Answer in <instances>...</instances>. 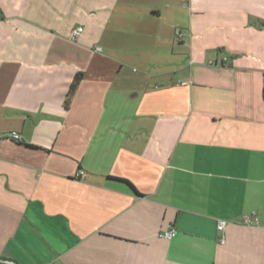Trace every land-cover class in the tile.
Instances as JSON below:
<instances>
[{
  "label": "crops",
  "instance_id": "crops-1",
  "mask_svg": "<svg viewBox=\"0 0 264 264\" xmlns=\"http://www.w3.org/2000/svg\"><path fill=\"white\" fill-rule=\"evenodd\" d=\"M263 89L264 0H0V262L264 264Z\"/></svg>",
  "mask_w": 264,
  "mask_h": 264
},
{
  "label": "built area",
  "instance_id": "built-area-1",
  "mask_svg": "<svg viewBox=\"0 0 264 264\" xmlns=\"http://www.w3.org/2000/svg\"><path fill=\"white\" fill-rule=\"evenodd\" d=\"M81 31H82L81 27H77V28L73 29L71 31V38H76L77 36H79ZM96 50H99V48H96ZM225 60H226V58H224L222 60L221 64H223L225 62ZM9 137L14 139V140H16V141H19L21 139L19 133L16 132V131H11L9 133ZM258 219L259 218H258L256 212H253L251 215L245 217L244 222L246 224H249V225L257 224L258 223ZM225 225H226V222L224 220H218L216 228H217L218 231H222L224 229ZM175 233H176L175 229L174 228H170L167 231H165L162 234V236L163 237H167V238H171L172 236L175 235ZM221 242H223V238L221 239ZM8 264H12V263H8Z\"/></svg>",
  "mask_w": 264,
  "mask_h": 264
},
{
  "label": "trees",
  "instance_id": "trees-1",
  "mask_svg": "<svg viewBox=\"0 0 264 264\" xmlns=\"http://www.w3.org/2000/svg\"><path fill=\"white\" fill-rule=\"evenodd\" d=\"M81 79H82V73H80V72L76 73L75 76H74V78H73V80H72V82H71V84H70V86H69V90H68L67 95H66V99H65V102H64V104H65L66 107L68 106V104L70 102V99H71L73 93L75 92V90H76L79 82L81 81ZM263 97H264V89H263ZM131 188L133 189V191L137 195H140L139 193H137V191L132 186H131ZM0 264H3V263L0 262Z\"/></svg>",
  "mask_w": 264,
  "mask_h": 264
}]
</instances>
